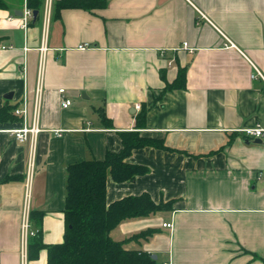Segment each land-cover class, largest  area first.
Segmentation results:
<instances>
[{
	"label": "crops",
	"instance_id": "1",
	"mask_svg": "<svg viewBox=\"0 0 264 264\" xmlns=\"http://www.w3.org/2000/svg\"><path fill=\"white\" fill-rule=\"evenodd\" d=\"M60 1L42 0L27 27L26 0L0 10V111L26 98L41 129L21 144L7 132L21 118L0 122V264H48L47 249L28 258L25 219L62 244L68 167L119 153L128 133L164 148L132 151L148 171L109 176L108 205L148 194L172 208L122 222L115 240L156 230L126 248L158 264H264V139L240 131L264 127V0ZM182 69L186 86L169 90Z\"/></svg>",
	"mask_w": 264,
	"mask_h": 264
},
{
	"label": "trees",
	"instance_id": "2",
	"mask_svg": "<svg viewBox=\"0 0 264 264\" xmlns=\"http://www.w3.org/2000/svg\"><path fill=\"white\" fill-rule=\"evenodd\" d=\"M33 11H40L42 0H27ZM106 0H61L56 8H100ZM7 0H0V10L7 9ZM186 86V70L177 80L167 85L169 90ZM146 109L140 120H144ZM10 108L0 111V122L13 120ZM105 119V116H103ZM141 125V124H140ZM124 148L119 153L109 152L104 161L87 160L68 167L67 198L65 209L66 233L62 244L46 245L38 235L29 241L28 258L37 259L42 249L48 251V264H158L153 255L142 250H128L126 244L153 236L156 230H146L125 241H117L112 232L124 221L148 217L170 211L172 204H156L148 194L127 197L110 205L107 203V181L112 176L116 182L133 181L147 173V168L126 162L137 148H164L160 140L144 138L139 134H124ZM37 215L32 220H41Z\"/></svg>",
	"mask_w": 264,
	"mask_h": 264
},
{
	"label": "built area",
	"instance_id": "3",
	"mask_svg": "<svg viewBox=\"0 0 264 264\" xmlns=\"http://www.w3.org/2000/svg\"><path fill=\"white\" fill-rule=\"evenodd\" d=\"M27 2V0H26ZM50 5L49 4V10H47V14H49L50 11ZM33 10L27 6H25L24 14H23V20H24V26L27 27L30 20L33 18ZM187 47V43L185 44ZM90 46L88 44L79 46L81 50H86ZM43 50V49H42ZM60 93L62 95L65 94V90H60ZM72 105V101L69 99L64 98L62 101L63 108H69ZM139 108V106H138ZM15 115L21 118V126L17 129H11L7 130L9 134L14 136V138L20 142L21 144L26 143L28 140H34L37 138L38 134L41 132V129L39 127V114L38 111H36L33 117L32 123L29 122V111H28V104L27 99L25 98L22 106L20 108L15 109L14 111ZM242 133H244L246 136L252 137V138H259L264 139V127H262L260 124H258L256 127L253 128H246L243 130H240ZM62 130H56L55 133L58 136L62 135ZM171 224H164V227L171 228ZM24 241L27 242L30 238L36 237L41 233L40 229L31 230L29 227V220L25 219L22 227Z\"/></svg>",
	"mask_w": 264,
	"mask_h": 264
},
{
	"label": "water",
	"instance_id": "4",
	"mask_svg": "<svg viewBox=\"0 0 264 264\" xmlns=\"http://www.w3.org/2000/svg\"><path fill=\"white\" fill-rule=\"evenodd\" d=\"M22 13V12H21ZM37 17H38V11H34V20H36L37 19ZM256 142L257 143H262V139H256ZM153 259L154 260H157V256L156 255H153Z\"/></svg>",
	"mask_w": 264,
	"mask_h": 264
}]
</instances>
